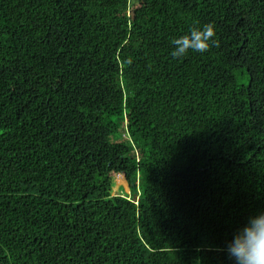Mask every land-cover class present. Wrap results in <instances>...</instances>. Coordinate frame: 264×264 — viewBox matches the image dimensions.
<instances>
[{
	"label": "trees",
	"instance_id": "1",
	"mask_svg": "<svg viewBox=\"0 0 264 264\" xmlns=\"http://www.w3.org/2000/svg\"><path fill=\"white\" fill-rule=\"evenodd\" d=\"M260 214L264 0H0V264H236Z\"/></svg>",
	"mask_w": 264,
	"mask_h": 264
},
{
	"label": "clouds",
	"instance_id": "2",
	"mask_svg": "<svg viewBox=\"0 0 264 264\" xmlns=\"http://www.w3.org/2000/svg\"><path fill=\"white\" fill-rule=\"evenodd\" d=\"M216 36L213 23L193 27L189 34L171 40L173 45L171 56L174 59H181L190 51L207 53L212 47L219 46ZM227 252L236 264H264V214L250 218L248 224L229 243Z\"/></svg>",
	"mask_w": 264,
	"mask_h": 264
}]
</instances>
